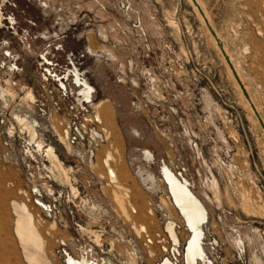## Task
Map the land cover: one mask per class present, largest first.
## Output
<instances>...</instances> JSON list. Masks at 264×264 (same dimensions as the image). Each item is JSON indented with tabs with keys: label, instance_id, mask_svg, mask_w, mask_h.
<instances>
[{
	"label": "rangeland",
	"instance_id": "374dc122",
	"mask_svg": "<svg viewBox=\"0 0 264 264\" xmlns=\"http://www.w3.org/2000/svg\"><path fill=\"white\" fill-rule=\"evenodd\" d=\"M199 2L264 121V0ZM0 12V78L15 82L8 111L18 123L27 114L53 150L47 200L77 206L60 222L41 217L15 168H0V264H26L13 203L32 215L49 264H60L56 241L71 234L93 239L107 264H161L169 221L179 253L169 259L188 264L189 232L162 165L206 210L207 258L197 264H264V132L191 0H0ZM61 72L72 83L79 73L91 102L69 81L61 87Z\"/></svg>",
	"mask_w": 264,
	"mask_h": 264
},
{
	"label": "built area",
	"instance_id": "2783aa9c",
	"mask_svg": "<svg viewBox=\"0 0 264 264\" xmlns=\"http://www.w3.org/2000/svg\"><path fill=\"white\" fill-rule=\"evenodd\" d=\"M14 86L15 82L11 81L10 73H7L5 79L0 78V168L9 165L15 168L17 174L24 179L26 188H29L32 192L33 197L31 196V198L40 209L41 217H54L60 222L65 212L73 218V213L77 209L73 198L69 199L66 197L65 201L61 202L59 200L60 195L50 200H47V197H45L46 195H51L48 194L51 189V180L55 181L57 178L53 174V164L49 160L50 157L45 152L47 147L45 146V148L43 143L37 140L35 127L28 124L26 120L28 115L25 113L17 114L19 117L23 116L21 117V121H19L20 118L18 119L20 129L15 115L12 114V109H10V113L8 111L9 106H11V103L15 99L13 94ZM26 123L33 129V136H31L28 127L25 126ZM68 139L66 137L67 141ZM69 140L68 142L72 144L78 142L76 137ZM17 152H19V157L16 156ZM74 226L79 227L77 222L74 223ZM204 234L203 231V236ZM85 237L87 238L86 242L82 237L73 234L67 239L61 236L57 239L55 254L62 264H71L70 261L72 259L75 261H85L86 264H107L103 258H98L96 253H94L93 239L87 241L89 240V236L85 235ZM96 246L101 247V244H96ZM177 248L172 242L171 255L169 257L172 260H177L176 257L179 256Z\"/></svg>",
	"mask_w": 264,
	"mask_h": 264
},
{
	"label": "bare ground",
	"instance_id": "6f19581e",
	"mask_svg": "<svg viewBox=\"0 0 264 264\" xmlns=\"http://www.w3.org/2000/svg\"><path fill=\"white\" fill-rule=\"evenodd\" d=\"M30 1L31 0H28V3ZM196 2L199 5L200 9L202 10L199 0H196ZM0 14H1V12H0ZM204 16H205V14H204ZM1 17L2 16L0 15V23H1V19H2ZM10 20H12V19H10ZM45 29H44V31H45ZM45 33L48 36H50L49 37L50 39H51V36H52V38H54V33L52 30L49 32H45ZM90 52H91V50L89 49L88 53H90ZM53 55H55V53H53ZM44 56H49V54L48 55L45 54ZM227 56L229 57V55H227ZM53 57L56 58V56H53ZM75 74L78 75L79 73L78 74L75 73ZM61 75H63V76H61ZM48 76H52V75H48ZM68 76L73 78L72 75H68V74H65V72H63V73L61 72L59 75H57V78L56 77L54 78V80L58 81L60 83V86L63 87L65 90H68V88L64 84V82H66V81L67 82L69 81V86L72 85V86H75L78 88H82L81 94L83 95V97L86 99L87 102H91V96L89 93V90L91 88L87 84V82L83 78H81L78 81L80 84L77 82V80H75V82L72 83V79L70 81ZM43 77H44V79H46V75L45 76L43 75ZM75 79H76V77H75ZM247 104H248V102H247ZM19 121H21V119H19ZM25 126L28 127L30 134L33 136L34 135L33 129L31 127H29L27 125V123L25 124ZM46 154L49 157L55 158L53 150L51 147H48L46 149ZM107 154H109V153H107ZM109 158H110L109 155H107V157H105L103 162H104V165L106 166V169H107V176L109 177V179L111 181H115L116 180L115 173L108 163ZM160 173H161V180L163 181L164 185H166L168 195L171 198V202L175 203L179 207L180 211L182 212L183 216L185 217L187 226L191 230V235H190L189 241H192V238H197L200 235L201 221L204 219V216H205L204 209L200 203L196 202V200H195V202L190 201L191 192L186 187L185 183L182 182V180H185V179H180L166 165L161 166ZM141 179L143 181L146 180V179H143L142 176H141ZM148 179L151 180V183H153L152 177L149 176ZM165 181H166V184H165ZM196 198H197V196H196ZM117 199H118V197H117ZM117 199H116V201H117ZM197 199L199 200V198H197ZM13 212L15 215L14 231H15V234H16L23 250H25V258L27 259L28 263L29 264H47L43 260L44 257L41 254V252L43 251V247H44L43 238L41 237L39 231L37 230L34 219H33L32 215L29 213L27 207L24 204H14L13 203ZM143 230L144 229L141 228V231H143ZM190 248H192V247H190ZM70 263L71 264H86L85 261H75L73 259L70 261Z\"/></svg>",
	"mask_w": 264,
	"mask_h": 264
},
{
	"label": "crops",
	"instance_id": "0c3cea01",
	"mask_svg": "<svg viewBox=\"0 0 264 264\" xmlns=\"http://www.w3.org/2000/svg\"><path fill=\"white\" fill-rule=\"evenodd\" d=\"M182 182L185 183L186 187L191 192V194H190V201L191 202H193V201L195 202V200H196V202L200 203L202 205V207L204 209V213H205L204 219L201 221V227H200V235H199V237L192 238V241H189V238H190V235H191V230L187 226L185 217L183 216V214L180 211L179 207L175 203H173V202L170 201L171 204L177 209L178 213L180 214V216L182 218L181 221L183 222L184 226L186 227L187 231L189 232V235L187 237V240H186L185 246H184V256L186 258V261H187L188 264H197L198 260H201V259H204L205 260L207 258L205 256L204 248H203L202 241H201V238L203 236V223L206 222V218H207V216H206V210H205L203 204L196 198V196L194 195V193L190 189L189 184L187 183V181L182 180ZM167 231L169 233L170 238L173 240L174 244L178 243V238H177V235H176V232H175V224L172 221H169L167 223ZM190 247H192V248H190ZM163 250H166V249L163 248ZM22 251H23L24 260H25L26 264H29L28 261H27V259L25 258V250H22ZM41 254L44 257L43 260L47 264H49L48 263V260L44 256V250L41 252ZM57 260L60 262V264H62V262L58 258H57ZM161 264H174V263L168 257H166V258H164L162 260Z\"/></svg>",
	"mask_w": 264,
	"mask_h": 264
},
{
	"label": "water",
	"instance_id": "95a60500",
	"mask_svg": "<svg viewBox=\"0 0 264 264\" xmlns=\"http://www.w3.org/2000/svg\"><path fill=\"white\" fill-rule=\"evenodd\" d=\"M192 2H193V4L195 5V7L198 9L199 13L201 14V16H202V18H203V20H204V23H205L206 27L208 28L209 32L211 33V35H212L213 38L215 39L216 44H217L218 48L220 49V51H221V53H222V55H223V57H224V60H225L226 63L228 64V66H229V68H230V70H231V72H232V74H233V76H234L236 82L238 83V85H239V87H240V89H241V91H242V94L244 95L245 99L248 101V103H249V105H250V107H251V109H252V111H253V113H254V115H255V117H256V119H257V121H258V123H259V125H260V127H261V129H262L263 132H264V121L262 120L261 115H260V114L258 113V111L256 110V107H255L254 104L252 103V101H251V99H250V97H249V95H248V93H247V91H246L244 85H243L242 82L240 81V78L238 77V75H237V73H236V71H235L233 65L231 64V62H230V60H229L227 54L225 53V51H224V49H223V45H222V43L220 42L219 38L216 36V33L214 32L212 26L210 25V23L208 22V20H207L206 17L204 16V14H203L202 10L200 9L199 5L197 4L196 0H192Z\"/></svg>",
	"mask_w": 264,
	"mask_h": 264
},
{
	"label": "flooded vegetation",
	"instance_id": "af4514ba",
	"mask_svg": "<svg viewBox=\"0 0 264 264\" xmlns=\"http://www.w3.org/2000/svg\"><path fill=\"white\" fill-rule=\"evenodd\" d=\"M1 18H2V17H1ZM1 22H2V21H1ZM0 24H1V23H0ZM45 60H46V59H45ZM46 61H47V60H46ZM47 62H48V61H47ZM57 71L60 72V69H58ZM50 73H51V72H50ZM50 73H49V75H51ZM46 74H47V73H46ZM77 74H78V73H77ZM75 77H76L77 82L79 81V79H81V77H80L79 74H78V75H75ZM83 79H84V78H83ZM78 83H79V82H78ZM79 84H80V83H79Z\"/></svg>",
	"mask_w": 264,
	"mask_h": 264
}]
</instances>
